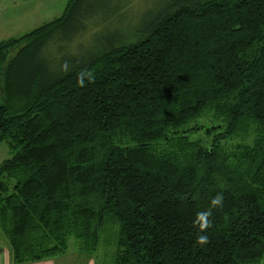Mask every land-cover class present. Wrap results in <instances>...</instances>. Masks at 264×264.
<instances>
[{"label": "trees", "instance_id": "1", "mask_svg": "<svg viewBox=\"0 0 264 264\" xmlns=\"http://www.w3.org/2000/svg\"><path fill=\"white\" fill-rule=\"evenodd\" d=\"M97 5L68 0L0 42V142L12 154L0 162V232L12 264L68 254L71 240L93 264L105 248L111 264L264 261V0H156L94 49L60 45V63L44 53L116 8ZM82 70L94 77L84 87ZM221 192L200 246L196 215Z\"/></svg>", "mask_w": 264, "mask_h": 264}, {"label": "rangeland", "instance_id": "2", "mask_svg": "<svg viewBox=\"0 0 264 264\" xmlns=\"http://www.w3.org/2000/svg\"><path fill=\"white\" fill-rule=\"evenodd\" d=\"M67 1L68 0H0V42L8 40L9 38L23 36L37 29L40 25L58 18L67 5ZM98 1L99 5L97 6L100 8H102L103 5L105 6L106 3H108L110 8H115L116 6L114 12L110 14L104 12V14L101 13L100 15L93 16L91 19L86 20V26L83 31L74 35L71 41L61 42L60 44L53 41L49 42V44L44 47V53L46 55L52 54V56L55 57L54 53H56L60 45H63L69 52L73 51L71 54L74 55H80L83 50L98 47L95 43L100 44L99 38L104 41L103 37H105L108 29H116V27H123L122 30L127 28L130 29L134 26L141 14L145 12V10H149V7L151 8L153 2L156 0ZM62 56L67 55H61L60 58ZM56 59L59 63L61 62V59H58V55ZM11 155L7 144L5 142H0V162L8 159ZM72 242L73 240L70 242V252L68 254L58 255L54 259L73 262L74 264L83 262L77 259L76 253H74L75 250L72 248ZM9 249V243L0 232V264L9 260ZM102 252V256L97 260L98 264H111V249L105 248ZM2 257L4 258L3 260ZM10 262L12 263V260H10ZM258 264H264V261Z\"/></svg>", "mask_w": 264, "mask_h": 264}, {"label": "clouds", "instance_id": "3", "mask_svg": "<svg viewBox=\"0 0 264 264\" xmlns=\"http://www.w3.org/2000/svg\"><path fill=\"white\" fill-rule=\"evenodd\" d=\"M63 70L64 71L69 70L67 63H65V65L63 66ZM86 76L89 82H92L94 80V77L92 76L91 72H86L82 70L78 74V78H77V83L80 87L85 86L84 81H85ZM223 202H224L223 193L222 192L217 193L214 197L211 198L209 208L205 211H200L197 213L194 224L199 229V233H198L197 240H196V243L198 245L204 246L210 242L209 237L206 233H207V230L212 227V221L210 219L212 216V210L215 208H222Z\"/></svg>", "mask_w": 264, "mask_h": 264}, {"label": "crops", "instance_id": "4", "mask_svg": "<svg viewBox=\"0 0 264 264\" xmlns=\"http://www.w3.org/2000/svg\"><path fill=\"white\" fill-rule=\"evenodd\" d=\"M3 256V254H2ZM4 258L2 257V260ZM3 264H12L10 262V257H9V260L7 262L4 261ZM27 264H74L73 262H66V261H62V260H57V259H52V260H47V261H37L36 263H27ZM77 264V263H75ZM79 264H93V262L91 261H87V262H81Z\"/></svg>", "mask_w": 264, "mask_h": 264}]
</instances>
